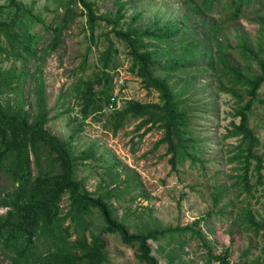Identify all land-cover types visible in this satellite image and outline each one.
Instances as JSON below:
<instances>
[{
  "label": "rangeland",
  "instance_id": "1",
  "mask_svg": "<svg viewBox=\"0 0 264 264\" xmlns=\"http://www.w3.org/2000/svg\"><path fill=\"white\" fill-rule=\"evenodd\" d=\"M98 15L114 14L125 7L124 29L129 22L133 27L157 31L172 24L189 29L200 42L211 28L218 29L217 36L223 47L226 63H221L213 46L214 68L205 60L191 55L194 63L187 66L179 47L192 42L185 31H178L172 43L146 39L160 65L182 59L179 70L166 72L157 67L155 75L168 79L174 93L192 118L194 134L203 141L200 145L203 163L186 161L172 169L168 145L158 142L163 131L145 129L136 131L135 121L129 122L116 135L105 127L107 117L114 111L104 108V116L97 121L92 116L82 121L85 100L77 84L91 80L101 68V55L114 46L116 69L111 71L114 91L120 108L130 100L142 103L159 102V94L147 90L141 80L131 72V59L125 44L111 33V27L102 22L91 36L84 7L78 0H0V22L10 23L15 18V5L20 7L16 31L35 35L36 48L44 55L42 61L29 58L25 62L10 51L8 42L1 39L8 52H0V68H17L28 74L12 93L2 95L4 105L24 102L27 109H37L36 86L44 84L50 122L47 129L64 141L70 142L74 154L91 149L95 158L77 170V178L96 196L113 192L111 203L116 216L125 223L130 233L151 229L181 228L185 231L168 233L157 242L151 241L153 254L159 264H221L211 256L227 254L229 264H264L263 232L248 228L243 213L248 208L257 219L264 216V185H255L252 195L237 185L242 174L241 166L232 161L239 138L229 137L236 117L237 98L225 92L233 80V73L226 64L241 69L245 75L259 73L256 61L244 53L241 46L245 39L253 50L264 52V0H215L209 6L206 0H89ZM241 6L238 19L236 8ZM68 8H73L75 19L64 30L61 44L50 52L53 34L50 30L60 25ZM196 8L204 13L192 11ZM185 17H190L184 22ZM136 18L137 20L133 21ZM208 36H213V33ZM205 51V48H199ZM44 52V53H42ZM264 54V53H263ZM250 56V55H249ZM178 66V67H179ZM102 86H96L99 90ZM245 95V87L239 85ZM248 97H244L245 105ZM119 108V109H120ZM83 123L82 129L79 125ZM250 126L260 140L258 154L264 158V85L259 99L253 103ZM34 174L38 171L33 166ZM264 174V171H263ZM11 182L1 179L4 191L11 189ZM220 189L224 193L215 206L214 197ZM63 213L69 209L67 198L61 203ZM7 210L1 209L0 214ZM90 221L91 230L103 231V221L96 212ZM199 220V221H198ZM199 222V223H197ZM69 223L66 222L65 226ZM75 228L71 232H74ZM195 232H200L199 236ZM75 235L70 239L75 240ZM109 254L106 264H144L138 257L137 247L125 245L117 234H103ZM47 245L38 244V251L48 253ZM14 255L0 246V264H13Z\"/></svg>",
  "mask_w": 264,
  "mask_h": 264
},
{
  "label": "trees",
  "instance_id": "2",
  "mask_svg": "<svg viewBox=\"0 0 264 264\" xmlns=\"http://www.w3.org/2000/svg\"><path fill=\"white\" fill-rule=\"evenodd\" d=\"M16 0H11L14 4ZM84 7L83 16L87 18V28L94 37L97 27L105 22L111 27V33L122 41L127 47L131 59V72L143 83L147 90L159 94V102L142 103L130 100L121 108L115 110L107 117L105 127L113 134H117L129 122L135 121L136 131L145 129L148 133L155 129L163 131L164 136L158 145H168L167 153L171 155L172 169L179 164L189 161L192 164L203 163L200 145L203 141L194 134L192 118L189 111L181 105V101L174 93L168 79L155 75V69L159 66L166 72L180 69L183 60L176 58L170 64L160 65V61L150 50V44L146 39H155L164 43H172V37L178 31L184 30L191 43L179 47L185 58L187 66L195 62L191 55L205 60L210 68H214V48L221 63H226L223 47L219 43L217 30L211 28L208 35L202 36L200 42H195V37L187 28L172 24L164 26L157 31L143 30L133 27L129 22L124 29L121 24L125 19V7L121 5L114 14L98 15L94 4L89 0H78ZM195 3L194 0H191ZM209 6L215 0H206ZM16 15L12 22H0V52H8L2 45L4 36L10 47V51L20 56L25 62L29 58L42 61L44 55L36 48L35 35L16 31L17 19L20 7L15 5ZM193 12L204 11L192 8ZM241 6L236 8L234 19H238ZM75 19L73 8H68L60 21V25L51 29L52 42L49 44L50 52L56 51L61 44L64 30ZM188 22L190 17H185ZM137 20L136 18L133 21ZM127 24L124 21L123 24ZM241 46L244 53L257 62L259 73L245 75L241 69L226 64L233 73L230 87L224 91L237 98L235 116L240 122L233 123L229 131V137L239 138L236 153L232 161L237 162L242 174L238 177L237 185L248 195H252L255 187L250 183L253 178L255 185H264V158L258 154L257 148L260 140L250 126L252 106L259 99V91L264 85V52L253 50L244 39ZM205 48V51H199ZM114 46L110 45L101 55V68L91 80H80L77 87L82 91L85 106L82 109V121L95 116L97 121L104 116V108L110 104L114 86L111 71L116 69ZM44 53V52H42ZM250 55V56H249ZM179 66V67H178ZM28 74L25 70L17 68L4 70L0 68V210L6 209L0 214V246L14 256L13 264H106L109 254L107 243L103 234H117L125 245L137 247L138 259L144 264H159L153 254L151 241L157 242L168 233L185 231L181 228H168L165 230L151 229L140 233H130L123 221L115 214L111 203L113 192L96 196L89 192L82 180L77 178V170L87 161L95 158L91 149L74 154L70 142L64 141L52 134L47 125L50 122V110L47 108L44 84L36 86L37 109L30 106L27 109L24 102L17 105L1 101L2 95L15 92ZM102 86L96 90V86ZM239 85L245 87V95L239 92ZM248 102L243 105L244 97ZM83 123L79 125L81 130ZM33 166L38 173L34 174ZM11 182V189L4 191L1 188V179ZM223 189H220L214 197L215 206L218 205ZM67 198L69 209L63 213L61 203ZM98 213L103 221V231L93 232L91 217ZM243 219L248 228L255 233L263 232L264 216L257 219L248 208L243 213ZM199 221V220H198ZM66 222L69 224L65 226ZM199 223V222H197ZM75 228L74 232H71ZM201 235L200 232H195ZM75 235V240H70ZM47 245L48 253L45 255L38 251V244ZM227 254L211 256L213 261L221 264H229Z\"/></svg>",
  "mask_w": 264,
  "mask_h": 264
},
{
  "label": "built area",
  "instance_id": "3",
  "mask_svg": "<svg viewBox=\"0 0 264 264\" xmlns=\"http://www.w3.org/2000/svg\"><path fill=\"white\" fill-rule=\"evenodd\" d=\"M120 105L121 104H120V100H119L118 96L113 95L111 98L110 104H108L107 107L110 111H115V110L120 108Z\"/></svg>",
  "mask_w": 264,
  "mask_h": 264
}]
</instances>
